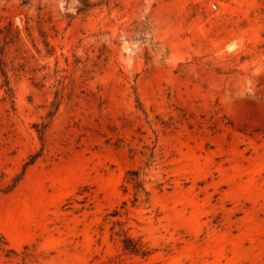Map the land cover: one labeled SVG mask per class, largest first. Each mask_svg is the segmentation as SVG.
I'll return each instance as SVG.
<instances>
[{
    "label": "rangeland",
    "instance_id": "rangeland-1",
    "mask_svg": "<svg viewBox=\"0 0 264 264\" xmlns=\"http://www.w3.org/2000/svg\"><path fill=\"white\" fill-rule=\"evenodd\" d=\"M0 59V264H264V0H0Z\"/></svg>",
    "mask_w": 264,
    "mask_h": 264
},
{
    "label": "trees",
    "instance_id": "trees-1",
    "mask_svg": "<svg viewBox=\"0 0 264 264\" xmlns=\"http://www.w3.org/2000/svg\"><path fill=\"white\" fill-rule=\"evenodd\" d=\"M4 68H5V64L0 59V74L6 78ZM5 84H8V82L5 81ZM125 247H126V249H131L132 251H137L136 247L134 245H131L130 243L125 244Z\"/></svg>",
    "mask_w": 264,
    "mask_h": 264
}]
</instances>
